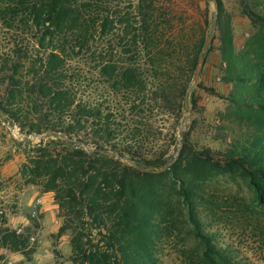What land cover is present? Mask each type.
<instances>
[{"label": "trees", "instance_id": "16d2710c", "mask_svg": "<svg viewBox=\"0 0 264 264\" xmlns=\"http://www.w3.org/2000/svg\"><path fill=\"white\" fill-rule=\"evenodd\" d=\"M240 3L253 27L242 48L223 0H0V110L23 132L68 135L138 165L60 138L27 144L21 177L53 194L72 264H163L161 245L185 231L196 240L186 264H244L200 210L221 174L247 181L264 205V0ZM214 4L223 80L236 88L220 114L225 146L194 140L207 124L196 83L180 154L160 170L178 148Z\"/></svg>", "mask_w": 264, "mask_h": 264}, {"label": "rangeland", "instance_id": "374dc122", "mask_svg": "<svg viewBox=\"0 0 264 264\" xmlns=\"http://www.w3.org/2000/svg\"><path fill=\"white\" fill-rule=\"evenodd\" d=\"M223 1L234 41L242 48L253 34L252 24L243 14L240 0ZM213 9L216 10L215 4ZM215 36L197 82L207 124L199 127L194 140L221 149L225 144L218 128L220 114L226 112L236 88L223 80L226 67L221 52L223 41L217 31ZM250 86L253 84L249 83L246 88ZM188 129L189 123L186 131ZM28 135L14 120L0 115V264H72L70 239L60 234L61 221L53 194H43L39 187L26 185L21 177L27 144L41 142ZM204 189L205 201L200 210L205 229L215 234L221 244L230 247L241 263L264 264V205L254 189L247 181L230 174L209 180ZM6 229L25 241L19 251L3 246L1 233ZM181 234L180 237L174 234L161 245L158 256L163 264L189 262L188 255L196 247V240L186 231Z\"/></svg>", "mask_w": 264, "mask_h": 264}, {"label": "water", "instance_id": "95a60500", "mask_svg": "<svg viewBox=\"0 0 264 264\" xmlns=\"http://www.w3.org/2000/svg\"><path fill=\"white\" fill-rule=\"evenodd\" d=\"M215 2V4H217V0H213ZM217 6H216V14H215V17L213 19V22H212V31H211V34L207 37V40H206V43H205V47L200 55V59H199V65H198V68H197V71H196V74H195V77H194V80L192 82V84L190 85L188 91H187V94H186V98H185V119L181 125V128H180V133H179V143H178V148H177V151L175 153V157H174V160H169L166 164H164L162 166V168H160V170H166L167 168H169L173 162L178 158L179 154H180V151H181V146H182V139L184 137V134H185V131L187 129V125L189 123V100H190V95H191V92L193 90V88L195 87L196 83L198 82L199 80V77H200V74H201V71L203 69V66H204V63H205V56L206 54L208 53L209 51V48H210V45L215 37V34H216V31H217V20H218V16H217ZM0 115H4V113L0 110ZM28 138L30 139H38V140H43V139H46V138H53V139H62L64 140L66 143L72 145V146H75L77 148H84L86 149L87 151L89 152H99L103 155H110V156H116L117 158H121L122 160H125L135 166H138L137 163L129 158H126V157H120L119 155H117L116 153H113V152H110V151H98V150H95L93 148H91L86 142H83L82 140H79L77 138H73V137H70L68 135H64V134H60V133H49V134H42V135H38V134H29L28 135ZM17 142H23V140H16ZM144 169L146 170H150L148 168H145L143 167Z\"/></svg>", "mask_w": 264, "mask_h": 264}, {"label": "built area", "instance_id": "2783aa9c", "mask_svg": "<svg viewBox=\"0 0 264 264\" xmlns=\"http://www.w3.org/2000/svg\"><path fill=\"white\" fill-rule=\"evenodd\" d=\"M41 204V201H39V205ZM35 213H37L36 211H35Z\"/></svg>", "mask_w": 264, "mask_h": 264}]
</instances>
